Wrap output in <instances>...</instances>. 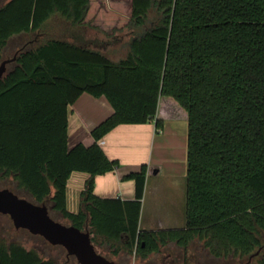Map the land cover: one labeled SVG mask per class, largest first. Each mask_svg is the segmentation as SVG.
<instances>
[{"label": "trees", "instance_id": "1", "mask_svg": "<svg viewBox=\"0 0 264 264\" xmlns=\"http://www.w3.org/2000/svg\"><path fill=\"white\" fill-rule=\"evenodd\" d=\"M55 15L101 32L110 49L63 39L20 47L0 79V181L13 176L27 200L51 204L53 220L51 210L89 232L96 250L147 261L174 243L186 264L199 241L215 259L264 264V0H11L0 7V62L12 37L40 34ZM85 93L114 113L92 130L93 144L70 148V107ZM153 120L157 130L188 123L182 229H140L147 166L124 177L134 200L93 193L95 178L120 166L98 142ZM76 172L89 179L75 213ZM0 264L59 263L1 239Z\"/></svg>", "mask_w": 264, "mask_h": 264}, {"label": "crops", "instance_id": "2", "mask_svg": "<svg viewBox=\"0 0 264 264\" xmlns=\"http://www.w3.org/2000/svg\"><path fill=\"white\" fill-rule=\"evenodd\" d=\"M55 16L61 18L59 15ZM67 22L73 25L72 22ZM119 39L120 36L114 40ZM93 49L106 52L104 49L95 47ZM113 113L114 109L105 97L96 98L87 93L83 94L70 107V148L80 143L86 146L93 144L92 130ZM187 143L186 120H166L162 130L156 129L154 120L141 125H119L98 144L106 156L110 160L118 161L120 166L114 172L97 176L94 180L93 193L102 199L134 200L135 182L124 180V177L130 173H138L143 166H147L141 214L149 193L155 202L153 206L145 209L152 214L146 227H144L146 224L143 225L141 222L140 216V229L143 231L182 229L185 225L186 210ZM88 179L89 175L84 173L72 174L67 189L69 211L75 213L79 211L80 195ZM110 250L114 256L112 260L121 264L117 259L127 253L120 251L114 254L113 250Z\"/></svg>", "mask_w": 264, "mask_h": 264}, {"label": "rangeland", "instance_id": "3", "mask_svg": "<svg viewBox=\"0 0 264 264\" xmlns=\"http://www.w3.org/2000/svg\"><path fill=\"white\" fill-rule=\"evenodd\" d=\"M9 0H0V7L4 6ZM52 39H63L71 41L83 46L95 47L98 49L108 50L110 49V40L104 36L101 32L94 28L88 27H76L69 22L62 20L58 16L52 17L43 27L42 32L37 35L22 34L12 37L4 52V59H12L17 51L27 42L35 40L33 47L39 46ZM104 40V41H103ZM1 64V62H0ZM13 67L12 64L8 65V69ZM2 189H9L16 194L26 199H32L31 196L22 189L18 188L17 182L13 176L5 177L0 181ZM155 199L150 195H147L145 208L141 214V222L144 227L147 226L148 221L151 220V212H146L145 209L153 206ZM48 207L51 204L48 203ZM52 217L65 225H69L70 222L65 219L60 213L51 210ZM145 229V228H144ZM5 239L8 241H17L21 243L26 249H34L39 252L44 258L55 260L59 264H78L74 257H69L64 248L60 246H52L40 236H35L27 230H17L9 216L0 215V240ZM98 249L102 255L104 254L109 260L114 259L112 251L108 246H98ZM121 264H183V254L181 249L177 248L174 243H170L167 247H164L159 254L152 255L147 261H141L134 254H123L117 259ZM247 258L244 259H215L213 258L202 246L199 241H195L189 251V256L186 264H243ZM260 257H255L252 264H259Z\"/></svg>", "mask_w": 264, "mask_h": 264}, {"label": "water", "instance_id": "4", "mask_svg": "<svg viewBox=\"0 0 264 264\" xmlns=\"http://www.w3.org/2000/svg\"><path fill=\"white\" fill-rule=\"evenodd\" d=\"M15 60L16 56L1 62L0 79L7 72L8 64ZM0 215L9 216L17 230H27L52 246L64 248L67 255L74 257L78 264H118L96 250L89 232L53 220L45 204L32 203L9 189L0 188ZM252 259L253 256L249 263Z\"/></svg>", "mask_w": 264, "mask_h": 264}, {"label": "flooded vegetation", "instance_id": "5", "mask_svg": "<svg viewBox=\"0 0 264 264\" xmlns=\"http://www.w3.org/2000/svg\"><path fill=\"white\" fill-rule=\"evenodd\" d=\"M15 56H17V53L14 55V57H15ZM14 57H13V58H14ZM13 58H12V59H13ZM4 60H9V59H4ZM4 60H3V61H4ZM11 63H12V62H11ZM8 65H9V64H8Z\"/></svg>", "mask_w": 264, "mask_h": 264}]
</instances>
